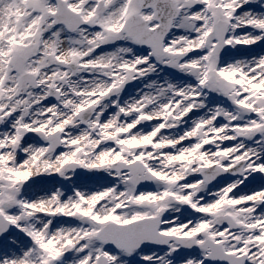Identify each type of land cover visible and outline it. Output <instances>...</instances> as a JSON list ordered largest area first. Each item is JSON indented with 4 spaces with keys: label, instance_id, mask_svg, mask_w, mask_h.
<instances>
[{
    "label": "snow or ice",
    "instance_id": "snow-or-ice-1",
    "mask_svg": "<svg viewBox=\"0 0 264 264\" xmlns=\"http://www.w3.org/2000/svg\"><path fill=\"white\" fill-rule=\"evenodd\" d=\"M260 45L264 0H0V264H264Z\"/></svg>",
    "mask_w": 264,
    "mask_h": 264
},
{
    "label": "bare ground",
    "instance_id": "bare-ground-1",
    "mask_svg": "<svg viewBox=\"0 0 264 264\" xmlns=\"http://www.w3.org/2000/svg\"><path fill=\"white\" fill-rule=\"evenodd\" d=\"M262 49H264V45H260L259 47H253L251 50L254 52V53H259V52H261V50ZM135 87H137V86H133V88H135ZM134 89H132V91H133ZM128 92V91H127ZM128 93H132V92H128ZM125 98H127V97H125Z\"/></svg>",
    "mask_w": 264,
    "mask_h": 264
},
{
    "label": "rangeland",
    "instance_id": "rangeland-1",
    "mask_svg": "<svg viewBox=\"0 0 264 264\" xmlns=\"http://www.w3.org/2000/svg\"><path fill=\"white\" fill-rule=\"evenodd\" d=\"M133 86H137V85H135V84H132V85H130V86H128V88H127V91L129 92H133L132 91V89H135V88H133ZM256 183H258V181L256 182ZM256 186V184L254 183V184H252V185H249V187L251 188V187H255Z\"/></svg>",
    "mask_w": 264,
    "mask_h": 264
}]
</instances>
